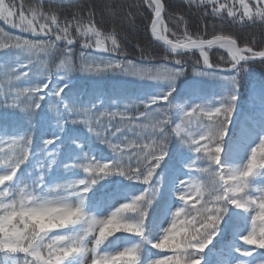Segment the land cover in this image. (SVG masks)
Instances as JSON below:
<instances>
[{"label": "snow or ice", "instance_id": "1", "mask_svg": "<svg viewBox=\"0 0 264 264\" xmlns=\"http://www.w3.org/2000/svg\"><path fill=\"white\" fill-rule=\"evenodd\" d=\"M183 2L214 23L264 26V0ZM143 3L172 68L120 58V34L102 27L106 13L115 17L111 4L39 0L25 12L0 0V20L28 34L0 31V264H264V87L250 95L259 122L229 135L239 77L264 64V48L193 35L179 14L177 33L164 0ZM213 49L227 53L224 67ZM197 53V79L177 100L182 58ZM74 74L159 90L135 104L102 92L84 100L72 93ZM208 80L221 92L200 94Z\"/></svg>", "mask_w": 264, "mask_h": 264}, {"label": "trees", "instance_id": "2", "mask_svg": "<svg viewBox=\"0 0 264 264\" xmlns=\"http://www.w3.org/2000/svg\"><path fill=\"white\" fill-rule=\"evenodd\" d=\"M23 5L25 12L39 3L34 0H19ZM83 4L94 3L97 9H101L104 4L108 3L115 7V17L106 13L104 16V22L102 27L111 30L113 27L120 34L122 40L123 50L126 54L121 59H130L137 64L146 66H161L167 65L169 68L174 67L171 57L166 58L165 50L160 45L154 43L148 33L149 24L151 22V10L148 9L143 0H81ZM166 5L165 18L168 27L175 30L177 33L182 31V25L177 26L172 17L176 14L182 15L187 23L189 31L193 34L204 35V38H211L214 34L230 35L237 38L238 43L243 46L249 44L255 46L257 49L264 48V26L252 25L241 26L237 24H230L225 21L216 20L213 22L212 16H202L194 7H189L183 2V0H164ZM47 7V4L45 5ZM70 9H64L61 11V16H69ZM97 21L100 20L99 14L96 16ZM207 26V27H206ZM0 31L27 36L26 33H20L18 30L13 29L2 20H0ZM169 38H174L171 32L167 34ZM76 55H79L80 44L74 45ZM221 55L224 60H227V54L221 50L213 49L210 54V59L214 65L224 67V62L221 60ZM183 59L184 73L176 81L177 92L174 96L177 100L186 98V93L190 87H192L194 80L191 79V74L194 70H199L202 64H198V54L187 55ZM200 94L211 97L221 92L217 83L202 82L198 86ZM264 87V64L261 62H251L248 66V70L241 73L238 82V95L239 100L237 102V109L233 116V125H230V133L235 128H239L242 123L247 121L249 126L254 123H258L260 120V105L257 103L255 107L250 103V95L253 90L259 91ZM71 89L73 95L81 97L84 100L93 99L97 93H104L106 97H114L121 101H127L129 103H137L139 98L145 96L148 93L156 92L159 90L157 84L154 82H128L113 79L109 77V74L103 78L84 77L79 74H74L71 78ZM107 107V105H105ZM136 108H132L131 112L135 113ZM139 111H144L143 107L139 108ZM227 139V137H226ZM98 152L110 155V152L104 145L97 146ZM159 171V170H158ZM167 170H165L166 172ZM165 172H161L164 175ZM159 179L160 177H156ZM106 191V190H105ZM104 192L98 193L103 195ZM120 235V234H117ZM226 239H230V235L226 234ZM213 245H209L210 249H213V253L218 252L221 245L213 241ZM246 247V246H245ZM154 252L156 250H153ZM208 252V249L205 250ZM210 259H215L210 254Z\"/></svg>", "mask_w": 264, "mask_h": 264}, {"label": "rangeland", "instance_id": "3", "mask_svg": "<svg viewBox=\"0 0 264 264\" xmlns=\"http://www.w3.org/2000/svg\"><path fill=\"white\" fill-rule=\"evenodd\" d=\"M7 3H15V5L17 6V8L19 9L21 3L19 2V0H6ZM24 9V7H23ZM25 11V9H24ZM8 25V24H7ZM10 26V25H9ZM194 73V72H193ZM193 73L191 74V79L195 80L197 78L194 77ZM107 75L103 76V77H106ZM82 77V76H81ZM86 77V76H84ZM102 77V78H103ZM109 77H112L113 79H118V80H121V81H128V82H138V83H142V82H147V81H140V80H137V79H133L132 77L130 76H124V75H114V74H109ZM90 78V77H89ZM205 82V81H204ZM207 82H212L211 80H208Z\"/></svg>", "mask_w": 264, "mask_h": 264}, {"label": "water", "instance_id": "4", "mask_svg": "<svg viewBox=\"0 0 264 264\" xmlns=\"http://www.w3.org/2000/svg\"><path fill=\"white\" fill-rule=\"evenodd\" d=\"M35 1H39V0H35ZM57 2H59V0H57ZM148 33H149V36H150V38H151V40H152L153 42H155L156 44L162 46V42H157V41L153 40V38L151 37V34H150V31H149V30H148ZM162 47H163V46H162ZM221 50H223V49H221Z\"/></svg>", "mask_w": 264, "mask_h": 264}]
</instances>
